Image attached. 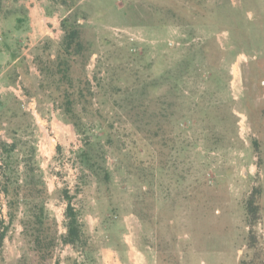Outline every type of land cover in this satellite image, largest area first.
<instances>
[{"label": "rangeland", "instance_id": "1", "mask_svg": "<svg viewBox=\"0 0 264 264\" xmlns=\"http://www.w3.org/2000/svg\"><path fill=\"white\" fill-rule=\"evenodd\" d=\"M0 2V96L15 93L35 118L39 162L49 192L47 208L57 220L59 233L66 232V201L60 192L68 188L76 195L73 202L81 208L90 242L85 259L82 251L59 240L49 264H69L68 258L83 264H241L254 255V249L248 247L251 226L246 203L256 188L261 189L262 211L255 230L264 255V0H81L98 11L96 20L104 28L101 33L97 27H88V37L95 40L96 48L103 53L106 48L100 37L111 38V58L121 61L125 52L120 47L128 40L135 45V51L147 49L155 60L163 53L169 55L168 61L156 65L161 74L186 53L185 48L179 47L182 40L192 36L186 46L208 41L213 54L203 57L202 52H197V58L212 64V72L222 79L216 84L213 78L205 79L194 68L184 77L181 88L189 97L177 100L172 115L180 129L177 145L181 149L189 144L185 158H173L178 171H184L182 182L170 179V175L150 183L137 180V174L148 176L147 160L132 165L137 172L135 177L119 173L116 157L121 148H131L132 136H119L121 129L116 122L112 130L118 136L115 142L108 143L106 122L97 116L101 125L94 120L91 134L93 140L100 141L101 154L113 173L109 189L82 169L78 154L84 143L74 126L60 118V111L43 92L41 102L31 93L38 88L37 48L47 37L61 38L65 8L50 0ZM168 8L182 19H171L172 15L167 13L162 17L163 9ZM31 9L36 10L33 19L37 23L44 20L50 27L55 24L52 35L28 34L26 18L22 20L25 30L15 28L14 18L28 16ZM47 17L50 20L46 21ZM155 18L161 25L170 21L167 33L150 30ZM176 21L179 25H175ZM80 22H85L84 18ZM166 42L175 49H162ZM11 53L17 54L24 66L18 69L17 83L7 86L3 73L14 67L9 63ZM99 54L92 55L86 69L93 84ZM110 63L118 66L116 60ZM27 66V75L22 74L27 72ZM168 87L157 90L162 101L167 98ZM201 91L206 92L207 114L195 106ZM162 120L165 122L166 117ZM130 121V115L125 114L121 123L130 127ZM137 137L135 133L134 138ZM0 138L7 139L4 130H0ZM6 201L0 191V233L8 227L0 258L4 264H26L30 253L22 226L18 221L9 225ZM146 212L150 222L144 225L141 216Z\"/></svg>", "mask_w": 264, "mask_h": 264}, {"label": "trees", "instance_id": "2", "mask_svg": "<svg viewBox=\"0 0 264 264\" xmlns=\"http://www.w3.org/2000/svg\"><path fill=\"white\" fill-rule=\"evenodd\" d=\"M50 1L65 8L66 15L61 20L63 34L59 40L47 37L38 46L35 56L39 70L38 88L34 92L26 88V93L28 95L32 93L41 102L40 92H43L44 96L60 111V118L74 126L84 143L78 154L82 169L88 171L99 184L107 189L113 185V173L106 166L104 154H101L100 141L93 140L94 136L91 134L95 127L94 120L99 119L97 117L99 115L107 125L105 133L108 143L115 142L118 135L126 136V138L132 136L131 148L128 150L121 148L118 156L116 155L119 173L125 174L128 178L135 177L137 172L132 170V165L135 162L144 163L147 160L148 176L137 174V180L150 183L155 182L154 179L160 180L170 175V179L177 178L178 182H182L184 171H178V164L176 165L173 158H185L189 144L182 145L181 149L177 145L176 135L180 129L178 124L174 123L172 115L177 100L189 97L185 95L181 85L184 83V77L192 73L193 68L200 71L199 75L204 74L205 79L213 78L212 81L216 84L222 81L219 75L212 72V64H208L207 60H200L202 59L200 56L197 58V52H202L203 57H209V53L213 54L208 41L186 46L192 36L182 40L179 50L185 48L186 53L180 60H173V66H169L170 68L159 74L156 65L159 62L168 61L169 58H166L168 54L163 53L155 60L147 49L142 52L135 51V45L125 40L126 44L120 47L125 52L120 58L121 61L118 57L111 58L109 51L114 45L111 38L107 35L100 37V43L106 48L103 53L96 48L95 40L87 35L88 27H97L100 32L104 29L96 20L98 11L85 5V2L81 3V0ZM0 10H2L1 5ZM163 11L162 17L164 13H167L173 16H169L171 19H182L172 14L169 8ZM48 13L51 14L52 10H48ZM81 17L85 22H80ZM24 18L28 20L27 14L17 15L14 18L17 22L14 23L16 29H24L22 27ZM89 21H92L94 26H91ZM167 21L161 25L155 18L149 28L152 31L157 29L156 33L164 30L165 34L170 25V21ZM175 25H179V22L176 21ZM1 39L4 41V36H1ZM5 46L8 50L11 49L7 43ZM162 49L174 50L175 46L166 42L162 45ZM95 52L100 54L96 63L98 71L94 74L95 83L93 84L86 69ZM110 60H116L118 66L113 67ZM9 63L14 67L3 73V80L7 86L17 83L18 69L24 66V61L14 53H11ZM25 70L27 72L22 74L27 75L28 66ZM164 86L169 87L166 92L167 98H163L162 101L157 95V90ZM205 96L206 92L201 91L200 96L195 99V106L200 108L203 114H207ZM97 98L99 106L95 102ZM101 109L104 112H100ZM125 114H129L132 118L130 127L128 123H121V120L125 119ZM164 116L165 122L162 120ZM96 121L101 125L98 120ZM116 122L121 129L118 135L112 130ZM0 130L5 131L7 138H0V191L7 200L9 225L18 221L22 226V236L30 253L26 264H49L59 240L74 246L82 251L84 256L86 255L85 259L88 258L90 242L81 208L73 202L76 195L71 194L68 188L60 192L66 201L65 233H59L57 220L49 213L47 208L49 192L39 162L38 127L33 114L24 108L23 102L13 92L0 96ZM133 133H136L138 137L134 138ZM256 144L258 145L257 142ZM158 185L162 187L161 182ZM260 193L261 189L256 188L246 203L248 223L251 226L248 247L254 249V255L249 260H242L241 264H264L263 247L259 243V236L255 230V226L261 220ZM139 201L144 202L143 199ZM141 217L144 225L149 224L147 212L142 213ZM4 223L2 219L1 225ZM7 229L8 227L4 228L0 233V249L4 245ZM67 263L83 264L73 258H68ZM0 264H4L1 258Z\"/></svg>", "mask_w": 264, "mask_h": 264}, {"label": "crops", "instance_id": "3", "mask_svg": "<svg viewBox=\"0 0 264 264\" xmlns=\"http://www.w3.org/2000/svg\"><path fill=\"white\" fill-rule=\"evenodd\" d=\"M33 18H36L35 9H31V11L28 13V20H29V25L27 26V28H29L28 34H36V35H52L53 34V29L55 28V24L53 27H50L46 24L44 20L37 23V21ZM48 20H50L49 17H47L46 21ZM52 21L55 22V16L52 17ZM105 252H108V251L105 250Z\"/></svg>", "mask_w": 264, "mask_h": 264}]
</instances>
